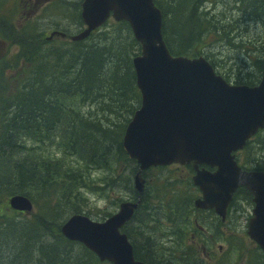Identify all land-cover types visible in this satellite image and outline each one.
I'll return each mask as SVG.
<instances>
[{
	"label": "rangeland",
	"instance_id": "374dc122",
	"mask_svg": "<svg viewBox=\"0 0 264 264\" xmlns=\"http://www.w3.org/2000/svg\"><path fill=\"white\" fill-rule=\"evenodd\" d=\"M82 1L0 0V85L3 81L10 80L9 88H14L12 92L15 91L18 86L17 74L21 69L23 71L28 69V66H25L27 62L20 55L23 57L39 55L42 52L40 44L43 43L44 37L53 33L66 35L64 41L54 36L48 47L54 52L56 49L60 52L79 49L71 47L68 37L83 30L80 18ZM157 2L164 13V21L168 27L165 38L172 51H180L184 49L181 45L198 39L186 48L188 56L205 58L216 73L222 78L223 76L229 78L226 81L229 84L238 85L236 82L255 80L258 76L256 69L249 66L251 61H248L245 53L234 45H237L241 38L251 41L264 38V29L252 18L264 22V4L255 8L254 15H250L248 11L242 15L233 14L232 9L235 7L234 12L238 8L246 9L251 0H157ZM224 19L227 23L234 19L243 28H247L248 36L233 37V33L226 29L225 35L230 38L228 42L201 33L200 23L203 21L217 23ZM241 19L243 21H240ZM249 19L255 24H246ZM173 28L179 31L180 37L172 32ZM240 34L242 36L243 33ZM104 39L116 41L109 48L106 42L103 43ZM132 40L130 30L122 28L110 19L84 42L86 47L98 45V48L88 51L89 57L100 60L99 66L102 68L106 66L105 69L110 75L102 87L95 86V82L82 81V84L88 83L87 86L74 82L78 78L73 75V69L79 63L77 61H73L76 65L72 68L58 70V74L63 78L62 85L72 84L75 90L73 94L64 93L59 99L60 106L65 110V117L57 125L64 123L68 128L72 126L76 129L80 134L77 141L80 145L70 148L65 142H60L58 137L51 138L45 143H37L22 136L18 143L34 150V161L44 162L48 169L56 163L61 167L70 168L73 171V192L69 196L58 193L52 198L51 195L46 202L35 199L33 210L29 214L10 211L11 221L17 218L22 221L32 220L36 215L42 217L46 210L45 206L52 207L58 203L61 213L72 214L76 209L79 214L100 222L115 214L120 203L135 201L133 171L135 172L134 167L137 165L120 151L123 132L127 126L124 122L132 118L128 110L137 101L138 94L140 97L134 80V68L131 66L129 69V73L132 72V85L131 78L125 72V70L128 72L126 64L119 61L120 57L126 58L132 53L137 54L136 56L140 54V47L132 45ZM233 42L235 44L232 45ZM37 58L41 60L39 56ZM52 60L50 57L46 63L41 64L44 74L46 66L52 64ZM111 61L113 66L108 69ZM90 75L94 79V75ZM95 87L100 89L91 96V91H94ZM87 88H90V91L86 90ZM80 93L84 95L83 102L77 97ZM8 96L5 94L0 99V117H8L6 115L8 109L4 104ZM13 111L15 109H12V114ZM33 122L45 123V119L41 114L35 115ZM259 138L245 151L237 152L239 153L237 161L245 169L252 170L264 166V132ZM22 156L21 153L15 154L12 159ZM191 168L192 165L173 164L168 167L152 168L143 173L142 177L146 184L141 206L134 219L124 229L132 239L139 256L145 259L147 264H264L262 252L246 233L253 209L250 192L246 188L237 191L228 209L227 219L222 224L213 211H198L193 207V200L200 197V191L192 185L191 177L194 176V172ZM0 173L4 176V171ZM3 180L5 181V176ZM66 183L72 187L70 182ZM51 217L42 220L44 225L39 232L36 230V233H31L33 254L41 255L44 247L50 248L58 241L50 227L54 226L55 222ZM124 230L122 231L125 234ZM76 244L73 250L66 249L65 255L62 256L69 262L74 258L75 264H92L82 251L85 248ZM10 253L12 252L6 251L5 256ZM94 260V264H109L100 263L96 258ZM43 263L44 261L40 263L35 259L32 264Z\"/></svg>",
	"mask_w": 264,
	"mask_h": 264
},
{
	"label": "water",
	"instance_id": "95a60500",
	"mask_svg": "<svg viewBox=\"0 0 264 264\" xmlns=\"http://www.w3.org/2000/svg\"><path fill=\"white\" fill-rule=\"evenodd\" d=\"M80 17L84 29L70 41L86 40L109 18L128 23L140 45L132 60L141 105L128 123L122 148L136 161L133 179L136 203L123 202L114 215L97 223L83 215H72L61 226L69 241L82 244L100 262L143 264L122 227L138 208L145 180L142 172L156 166L192 164L193 184L201 191L197 209H212L222 221L235 191L246 188L252 195V217L247 235L264 255V170H241L232 152L264 127V74L258 86H230L217 76L210 64L199 57H172L162 36V14L154 0H83ZM64 34L53 33L47 40ZM205 165L210 173L198 166ZM13 211L30 213L31 201L22 195L10 197Z\"/></svg>",
	"mask_w": 264,
	"mask_h": 264
},
{
	"label": "trees",
	"instance_id": "16d2710c",
	"mask_svg": "<svg viewBox=\"0 0 264 264\" xmlns=\"http://www.w3.org/2000/svg\"><path fill=\"white\" fill-rule=\"evenodd\" d=\"M154 3L159 8L157 0H154ZM255 3L257 4L255 5ZM263 4L264 0H251V4L249 7H246V9L238 8L236 9L237 11L234 12V7L232 9L233 14L241 13L243 15V13L248 11L250 15H254L255 8L262 6ZM162 16V32L164 37H166L168 27L164 21L163 11ZM244 18L246 19L247 17ZM252 18L259 26L264 29L263 20L256 19L255 17ZM240 21H243V19ZM233 22L235 24H233ZM251 23L254 22L250 19L248 22L246 21V24L248 25H251ZM118 25L122 26V28H125L126 30H130L127 22H119ZM200 27L202 29L201 33L204 36H209L210 38L216 37V39L219 41L227 40L230 42L228 35H225L227 33L226 29L233 33V37L241 38L248 36L246 35L248 29L243 28L242 25H239L234 19L232 22L228 23L226 19L223 21L219 20L217 23H209V20H206V22L203 21L200 23ZM172 32L179 36V31L177 29L173 28ZM240 33H243L242 36ZM198 36H200V33ZM197 40L198 39L195 41ZM114 41H116V39H112L110 41H108V39H104L103 43L106 42L107 46L111 48V45ZM195 41L190 40L186 44L183 42L184 45L181 46H183L184 49L180 51H172L169 47L168 40L165 38V43L170 54L176 57H190L187 54L186 48H189ZM84 42L71 43V47L79 49L66 50L62 52H60L59 49H56L57 51L54 52V50L48 48L51 43H48L46 40H44L43 43L40 44L42 52L39 55L31 54L29 57H23L20 55V57H22L23 60L27 62L25 66H28V69L26 71L21 69V71L17 74L18 86L15 91L12 92L14 88H9L11 85L10 80H6V82L3 81L0 85V99L5 94H7V96L9 94V96L4 101V104H6L8 109V112H6L8 117H0V172L4 171L5 176L4 181V176H2L0 173V178H2L0 179V264H32L35 259H37L40 263L44 261L43 264H57L58 261V264L76 263L74 258H71L72 260L69 262L68 259L62 256L65 255L66 249L73 250L75 248L74 246L77 244L66 240L61 235L59 227L61 222H63L66 217L69 215L79 214V211L74 209L72 214L66 215L67 213H61V210L59 212L58 203H56L52 207L45 206L46 210H44V216L42 217L36 215L34 217L32 216V220L22 221L17 218L16 220L11 221L10 211L13 210L9 206V199L15 195H22L27 197L32 203L35 201V199H39L42 202L45 200L46 202L47 198L51 195L52 198H54L53 195L58 193L68 194L69 196V194L73 192V171H71L70 168L61 167L59 163H56L51 169H48L44 162H35L33 159L34 150H32L30 147H23L20 143H18V140L24 136L33 139L37 143H45L51 138L58 137L60 138V142H65L70 148L78 147V145H80L77 142L80 138V134L76 129L72 128L71 126L70 128L75 130L72 131L70 128H68V125L65 126L64 123L57 125L62 120H64L65 117V110L60 106L59 99L62 95H64V93L71 92L73 94L75 90V87L72 84H66L65 86L62 85L63 78L62 75L58 74V70H65L68 67L72 68V66L74 67L76 65L73 63V61L79 62L73 69V75L75 78L78 76L74 82L85 86H87L88 83L82 84V81H89L91 83L95 82V86L100 87L99 85H101L102 87V85L105 84L110 76L108 75V71L105 69L106 66H103V68L99 66L98 62H100V60L89 57L90 53H88V51L98 48V45L86 47ZM131 44L136 47H140L134 38ZM231 44L233 45L235 43L233 42ZM234 46L245 53L247 60L251 61L249 62V66L255 68L256 73H258V76L254 81L240 83L236 82V84L247 86L256 85L264 72V38H258L252 41L250 39L246 40L241 38L239 39V43ZM23 49L24 46L21 47V54H23ZM136 55L137 54L132 53V55L129 57H120L119 59L121 63L126 64V69L128 72L126 70L125 72L129 75V78H131L132 74V72L129 73V69L132 66L131 60H133V57H136ZM38 56L41 60L37 58ZM50 57L53 59L51 62L52 64L46 66V72L44 74L42 72L43 69L41 64L46 63L47 59L49 60ZM111 64L112 61L110 64H108V69L112 68L113 65ZM90 74L94 75V79ZM245 76L248 77L247 75ZM114 78L116 79V76H114ZM223 78L226 81L229 79L227 76H223ZM134 80L136 79L134 78ZM130 82H132V78ZM99 89L100 88L95 87V90L91 91V96L96 94ZM86 90L90 91V88H87ZM77 97H79L80 101L83 102V94L80 93ZM136 98L137 101L135 104H132L128 110L131 117L140 105L141 97H139V94ZM12 109H15L13 114ZM10 114L11 116H9ZM40 114L43 115L45 123H34L33 117L35 115L39 116ZM130 119L131 118H129L127 121L124 120V123L128 124ZM263 132L264 130L258 132L253 140L248 141L244 147V151L250 147L251 143L257 142L260 139L259 136ZM120 151L122 154H125L121 147ZM19 153L23 155L22 158L12 159L15 157V154L17 155ZM132 163L136 165L134 161H132ZM134 169L135 172L133 171V173L135 174L137 171V166L134 167ZM263 169L264 166H259L256 169L253 168L252 170L261 171ZM66 182H70L72 187L68 186ZM48 216H52L51 220H55L54 226L50 225V227L53 229V235H56V239L58 241L50 248L44 247L40 252L41 255L33 254L32 250L34 248L31 245L33 242L31 233H36V230L39 232L41 230V226L44 225L42 220L46 219ZM125 228L126 226L123 228V230ZM124 231L133 246L134 257L139 261L146 262L145 259L139 256L137 249L127 231ZM39 246L41 245H38V247ZM8 250L12 253H10L8 256H5L6 251ZM44 250L46 251L45 253L43 252ZM82 251L86 254L87 259L91 261L92 264H94V255L91 252H88V250L82 249ZM56 259L57 261H55Z\"/></svg>",
	"mask_w": 264,
	"mask_h": 264
},
{
	"label": "bare ground",
	"instance_id": "6f19581e",
	"mask_svg": "<svg viewBox=\"0 0 264 264\" xmlns=\"http://www.w3.org/2000/svg\"><path fill=\"white\" fill-rule=\"evenodd\" d=\"M191 21H192V20H191ZM193 205H194V203H193ZM194 208L197 209L195 206H194ZM197 210H199V209H197ZM200 211H201V210H200ZM60 228H61V227H60Z\"/></svg>",
	"mask_w": 264,
	"mask_h": 264
},
{
	"label": "flooded vegetation",
	"instance_id": "af4514ba",
	"mask_svg": "<svg viewBox=\"0 0 264 264\" xmlns=\"http://www.w3.org/2000/svg\"><path fill=\"white\" fill-rule=\"evenodd\" d=\"M60 35H62V34H60ZM60 37V36H59ZM65 37H66V35H65Z\"/></svg>",
	"mask_w": 264,
	"mask_h": 264
}]
</instances>
